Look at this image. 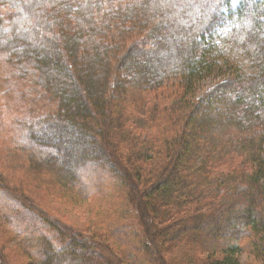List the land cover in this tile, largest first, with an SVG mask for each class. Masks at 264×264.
Returning a JSON list of instances; mask_svg holds the SVG:
<instances>
[{
    "label": "trees",
    "instance_id": "16d2710c",
    "mask_svg": "<svg viewBox=\"0 0 264 264\" xmlns=\"http://www.w3.org/2000/svg\"><path fill=\"white\" fill-rule=\"evenodd\" d=\"M0 5V51L57 103L30 129L38 157L79 191L88 168L107 170L142 235L131 251L123 227L73 235L34 213L26 264H241L244 250L264 264V0ZM221 66L232 76L196 96Z\"/></svg>",
    "mask_w": 264,
    "mask_h": 264
},
{
    "label": "rangeland",
    "instance_id": "374dc122",
    "mask_svg": "<svg viewBox=\"0 0 264 264\" xmlns=\"http://www.w3.org/2000/svg\"><path fill=\"white\" fill-rule=\"evenodd\" d=\"M8 13V7L0 5V17ZM231 76V69L219 67L213 75L198 84L196 96H202ZM41 85L39 74L34 72L30 64L20 67L0 51V264L28 263L23 247L37 240L33 233L39 225H36L33 214L39 212L57 220L67 230H72L73 235L74 229H88L89 224L97 220L106 221L105 230L109 226L113 231L123 227L127 231L129 250L139 252L141 230L133 223L134 214L125 185L120 188L114 183L115 179L107 175L103 177L105 173L108 174L107 170L90 167L83 172L84 176H90L85 180L88 187L79 191L80 183L75 177H59L53 170L59 169L46 166L44 158L38 157L41 154L36 151L29 137L30 129L42 119L52 118L57 107L55 99ZM219 163L223 166L218 168V172H225L232 167L240 168L235 160H221ZM50 168L53 171L48 170ZM6 209L15 214L6 215ZM109 221H112L111 224ZM21 222L22 225L27 222V229H23L26 232L24 236L20 235ZM119 237L124 238L122 235ZM148 237L151 240V235ZM239 259L241 264H251L253 261L245 250Z\"/></svg>",
    "mask_w": 264,
    "mask_h": 264
},
{
    "label": "snow or ice",
    "instance_id": "6c2138e0",
    "mask_svg": "<svg viewBox=\"0 0 264 264\" xmlns=\"http://www.w3.org/2000/svg\"><path fill=\"white\" fill-rule=\"evenodd\" d=\"M169 6H172V5H169Z\"/></svg>",
    "mask_w": 264,
    "mask_h": 264
}]
</instances>
